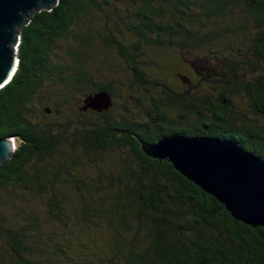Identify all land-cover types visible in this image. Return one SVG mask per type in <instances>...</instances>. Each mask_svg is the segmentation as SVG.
<instances>
[{
  "label": "trees",
  "instance_id": "obj_1",
  "mask_svg": "<svg viewBox=\"0 0 264 264\" xmlns=\"http://www.w3.org/2000/svg\"><path fill=\"white\" fill-rule=\"evenodd\" d=\"M15 33L16 66L0 87V137L14 142L0 164V264H264V227L231 218L135 139L208 135L264 161V0H55ZM104 49L131 88L153 87L144 49L175 52L160 60L168 68L184 56L197 79L176 73L183 90L117 107L116 78L83 67ZM98 90L111 106L78 110Z\"/></svg>",
  "mask_w": 264,
  "mask_h": 264
},
{
  "label": "water",
  "instance_id": "obj_2",
  "mask_svg": "<svg viewBox=\"0 0 264 264\" xmlns=\"http://www.w3.org/2000/svg\"><path fill=\"white\" fill-rule=\"evenodd\" d=\"M55 0H0V87L11 77L17 58V27L31 11L49 10ZM177 77L187 83L184 75ZM78 110L101 112L111 106L105 90L88 93ZM47 110V109H46ZM142 153L165 160L185 179L223 205L231 218L250 227H264V161L227 139L172 133L152 142L137 139ZM13 137H0V164L13 151Z\"/></svg>",
  "mask_w": 264,
  "mask_h": 264
},
{
  "label": "rangeland",
  "instance_id": "obj_3",
  "mask_svg": "<svg viewBox=\"0 0 264 264\" xmlns=\"http://www.w3.org/2000/svg\"><path fill=\"white\" fill-rule=\"evenodd\" d=\"M97 14H92L87 16L85 20V24L95 27L98 24H100L99 21L95 20V17ZM57 53L53 54L54 58H57L58 61H62L63 59L66 58V50H67V44L64 42H60L57 46ZM93 57L95 58L94 60H88L87 64L86 61L83 64V67L89 71L92 72V68L101 71L105 68L106 72L110 73L116 78V93L115 96V102L117 107L120 106L121 103L126 104V106L131 107L132 110H136L137 107L143 108L149 101L150 99H158L159 97L162 96L161 90L162 86L165 88H170L172 90H178L181 91L184 89L182 84L179 82L177 77L175 76L176 73H181L188 77L192 84L195 82L197 79L196 73L189 67H191V63L188 59L184 60V56H182V59L178 61L181 63V66L179 67H166L167 62L160 63V60L165 57H171L173 55H177L173 51H165L161 52L156 49H144L141 51L140 54V60L144 63L147 64V67L145 70V74L147 79L153 84V87L149 90H145L144 88H131L128 85V78L130 77V72L128 68L125 66V64L121 61L120 58L117 57L115 50L112 51H106L105 49L101 54L99 53H93ZM91 55V56H92ZM100 55V57L98 56ZM115 84V83H113ZM140 96V102L141 105L138 103L134 104H129L127 102V99L129 96L131 99L132 96ZM145 98L143 101L141 99ZM167 115H170V117H175L174 112H169ZM192 118L188 116L187 120H191ZM61 190H64V188H61ZM66 191V190H65ZM67 193L70 191L67 190ZM69 194H72L69 193ZM9 195L11 196H17L14 192H10ZM36 199V197H33ZM4 203V202H3ZM12 203L9 204L6 203V207L8 210L11 211L12 214H15L17 216H21L22 214L18 211L17 207L21 206L22 203ZM53 251L52 246H50L49 252L51 253Z\"/></svg>",
  "mask_w": 264,
  "mask_h": 264
}]
</instances>
